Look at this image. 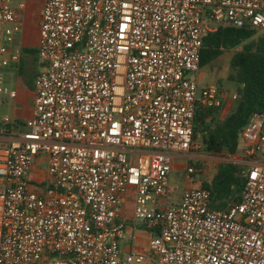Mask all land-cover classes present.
Instances as JSON below:
<instances>
[{
    "label": "built area",
    "instance_id": "built-area-1",
    "mask_svg": "<svg viewBox=\"0 0 264 264\" xmlns=\"http://www.w3.org/2000/svg\"><path fill=\"white\" fill-rule=\"evenodd\" d=\"M42 1L30 130L0 116V264H264V113L230 157L245 180L239 203L218 210L210 190L191 188L170 204L174 162L201 149L198 108L240 100L200 85L204 41L264 32V0ZM26 9L0 0L3 67L22 61ZM187 169L189 180L201 171ZM132 199L148 254L123 251Z\"/></svg>",
    "mask_w": 264,
    "mask_h": 264
},
{
    "label": "trees",
    "instance_id": "trees-1",
    "mask_svg": "<svg viewBox=\"0 0 264 264\" xmlns=\"http://www.w3.org/2000/svg\"><path fill=\"white\" fill-rule=\"evenodd\" d=\"M234 50L237 52L230 62V79L239 87L240 100L236 110L221 120V108L199 107L196 116L195 139L197 141L198 132H201V148L207 155L217 158L228 159L236 155L241 133L250 117L257 112L264 113V36L253 30L237 28L209 34L204 41L201 68ZM194 166L200 167L198 164ZM244 185L242 168L227 164L219 167L212 182L201 188L212 192L214 208L224 210L241 201Z\"/></svg>",
    "mask_w": 264,
    "mask_h": 264
},
{
    "label": "rangeland",
    "instance_id": "rangeland-1",
    "mask_svg": "<svg viewBox=\"0 0 264 264\" xmlns=\"http://www.w3.org/2000/svg\"><path fill=\"white\" fill-rule=\"evenodd\" d=\"M42 0H36L35 4L28 3V8L24 13V28L22 33L15 37L14 47L22 49L23 61L18 65L3 67L0 63V116L14 119L15 99L10 97V92L28 94L32 86L33 77H36L41 71V64L37 55L39 45V19L42 12ZM4 26L0 25V45ZM264 36V32L260 33ZM237 50L226 52L221 58L213 62L208 67L201 70L198 78L202 87L211 83L218 84L223 92L233 94L238 92V85L231 81L230 62ZM7 57V56H6ZM9 90V93H6ZM20 91V92H18ZM237 108V102L227 101L220 110L221 120L229 117ZM197 143L202 145V133L198 132ZM177 163L185 164L184 160H177ZM194 164L199 165L198 173L191 176V182L188 181V169L174 170L171 175V185L178 188L172 195L170 204H178L181 194L189 187L201 188L205 183H211L219 167L227 164H233L234 161L225 157H213L207 155L201 148L194 154ZM195 167V166H194ZM143 264H156V259H149Z\"/></svg>",
    "mask_w": 264,
    "mask_h": 264
},
{
    "label": "crops",
    "instance_id": "crops-1",
    "mask_svg": "<svg viewBox=\"0 0 264 264\" xmlns=\"http://www.w3.org/2000/svg\"><path fill=\"white\" fill-rule=\"evenodd\" d=\"M25 2L27 4V8H28V3L31 2L32 4H35L36 0H25ZM23 21H24V19H23ZM39 22H40V19H39ZM13 49H18V50L22 51V49L16 48V47H13ZM37 52H38V50H37ZM37 55H38V53H37ZM7 56H9V55H7ZM22 61H23V53H22ZM22 61H21V63H22ZM42 67H43V65L41 64V68ZM41 71H42V69H41ZM39 73L40 72H38V74ZM35 78L36 77H33L32 86L28 91L29 93L28 94H25V93L21 94V92L18 91L20 93H17V98H15L16 108L14 110V119L12 120V122H13V129L16 132H27L30 130L29 124H30L31 119H32V114H33V109H34V100H35V87H34ZM176 161L174 162L173 171L187 168L186 165L189 164L188 162H186V160H184L185 164H180V163H177ZM190 164H191V162H190ZM46 172H47V165L41 163V160L36 162L34 169H33V175L34 176H44V175H46ZM188 181L191 182V180H189V179H188ZM172 188H174L176 191L178 190V188H176L174 186H172ZM191 188L192 187L189 185V187L186 188V190L191 189ZM184 192L181 194L180 202H181V199H182ZM133 211H134V200L132 199L128 202L127 208H126V213H125L128 238H127V241L123 245V251L125 254H129L133 251H136L139 254H148V242H149L150 238L145 233H136L135 232L134 223H133Z\"/></svg>",
    "mask_w": 264,
    "mask_h": 264
}]
</instances>
